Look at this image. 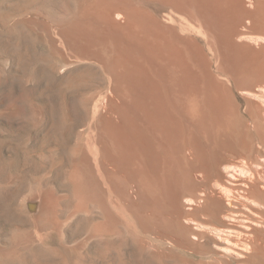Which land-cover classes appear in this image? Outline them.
I'll return each instance as SVG.
<instances>
[{
	"label": "bare ground",
	"instance_id": "1",
	"mask_svg": "<svg viewBox=\"0 0 264 264\" xmlns=\"http://www.w3.org/2000/svg\"><path fill=\"white\" fill-rule=\"evenodd\" d=\"M250 1L17 0V55L48 47L20 80L26 120L62 153L42 156L17 229L87 223L100 264L126 247L264 264V0ZM34 241L18 231L0 254Z\"/></svg>",
	"mask_w": 264,
	"mask_h": 264
},
{
	"label": "rangeland",
	"instance_id": "2",
	"mask_svg": "<svg viewBox=\"0 0 264 264\" xmlns=\"http://www.w3.org/2000/svg\"><path fill=\"white\" fill-rule=\"evenodd\" d=\"M47 5L55 14L63 13L62 7L58 4H46V7ZM245 6L252 9L251 1L245 0ZM155 9L164 12L162 8ZM17 14V0H0V252L7 247L9 240L18 231H31L35 241L19 245L20 247L16 246L13 256L0 254V264H100L95 260L96 248L85 240L84 227L87 223L82 225L84 226L82 229H70L71 231L69 230L63 239L50 233L38 236L35 229L23 225L17 229V215L14 216L17 213V202L26 195L27 186L43 178L48 171L45 163L42 162V156L51 155L50 157L55 158V161L62 157L61 151L52 148L46 138L34 130L26 120L29 115L27 108L31 104L27 100L33 102V98L28 97L26 103L22 100L20 80H24V76L32 69L37 53L45 54L48 47L43 39L37 37L34 42L25 44L28 45L25 49L26 53L17 55ZM23 151H27L25 164L22 160ZM18 185L22 187L19 188ZM17 192L21 194L19 197ZM148 238L152 244L160 245L153 237ZM123 249L122 264L125 262L127 264H218L217 260L220 256L212 251L202 255V253L176 249L169 257H154L150 250L135 255L128 247Z\"/></svg>",
	"mask_w": 264,
	"mask_h": 264
}]
</instances>
